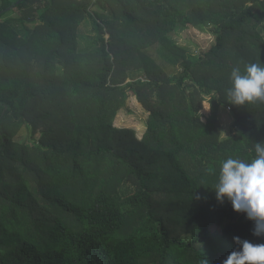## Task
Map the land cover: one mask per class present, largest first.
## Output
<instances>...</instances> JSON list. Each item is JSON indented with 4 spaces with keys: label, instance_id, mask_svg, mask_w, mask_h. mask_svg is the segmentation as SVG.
Masks as SVG:
<instances>
[{
    "label": "trees",
    "instance_id": "1",
    "mask_svg": "<svg viewBox=\"0 0 264 264\" xmlns=\"http://www.w3.org/2000/svg\"><path fill=\"white\" fill-rule=\"evenodd\" d=\"M206 24L197 55L172 38ZM262 25L264 0H0V264H223L234 237L264 243L213 191L264 143V100L226 95L233 68L264 64ZM129 93L141 140L114 126Z\"/></svg>",
    "mask_w": 264,
    "mask_h": 264
},
{
    "label": "clouds",
    "instance_id": "2",
    "mask_svg": "<svg viewBox=\"0 0 264 264\" xmlns=\"http://www.w3.org/2000/svg\"><path fill=\"white\" fill-rule=\"evenodd\" d=\"M230 80L231 86L226 90L230 104L244 106L264 100V64H247L243 72L235 67ZM255 153L251 161L224 160L213 191L218 203L227 200L237 214H244L253 222L252 234L261 238L264 237V143L255 144ZM233 239L238 249L223 264H264V243L253 244L238 236Z\"/></svg>",
    "mask_w": 264,
    "mask_h": 264
},
{
    "label": "rangeland",
    "instance_id": "3",
    "mask_svg": "<svg viewBox=\"0 0 264 264\" xmlns=\"http://www.w3.org/2000/svg\"><path fill=\"white\" fill-rule=\"evenodd\" d=\"M94 14L99 15L102 12L93 11ZM18 17L19 14H15ZM211 25L206 24L200 28H194L189 26L187 28L179 29L172 34L173 40L180 46L187 49L190 54L197 55L201 51L208 50L212 45L216 43L215 36L211 33ZM262 36L264 37V25L260 27ZM80 41L84 46H87L92 39L97 36V32L94 29L93 21L86 19L79 27ZM108 38V35L106 36ZM131 81V80H129ZM129 100L127 105L118 114L114 126L118 129L134 130L136 132L137 139L141 140L144 132L147 129L148 115L145 110L139 105L137 99L129 93ZM210 103L207 101L203 104V109L198 112L199 115L206 113L209 116ZM235 119L232 115V109L229 106L220 109L219 125H218V137L219 140L228 139L236 134ZM29 136L28 132L20 136V139H26ZM219 231V230H218ZM215 233L216 237L219 232Z\"/></svg>",
    "mask_w": 264,
    "mask_h": 264
},
{
    "label": "built area",
    "instance_id": "4",
    "mask_svg": "<svg viewBox=\"0 0 264 264\" xmlns=\"http://www.w3.org/2000/svg\"><path fill=\"white\" fill-rule=\"evenodd\" d=\"M229 109H230V107H229Z\"/></svg>",
    "mask_w": 264,
    "mask_h": 264
}]
</instances>
